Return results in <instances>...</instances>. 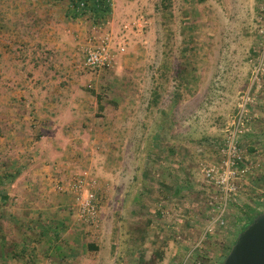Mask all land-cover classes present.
Segmentation results:
<instances>
[{
	"label": "rangeland",
	"instance_id": "374dc122",
	"mask_svg": "<svg viewBox=\"0 0 264 264\" xmlns=\"http://www.w3.org/2000/svg\"><path fill=\"white\" fill-rule=\"evenodd\" d=\"M114 8L113 46L123 37L142 52L86 118L101 142L82 163L98 182L101 219L89 229L65 200L61 247L76 256L64 262L223 264L247 207L264 212V0H115ZM130 24L140 31L132 41L121 32ZM234 136L244 171L222 223L221 192L204 170L225 162ZM57 164L52 175L62 178L86 170Z\"/></svg>",
	"mask_w": 264,
	"mask_h": 264
},
{
	"label": "crops",
	"instance_id": "0c3cea01",
	"mask_svg": "<svg viewBox=\"0 0 264 264\" xmlns=\"http://www.w3.org/2000/svg\"><path fill=\"white\" fill-rule=\"evenodd\" d=\"M72 16L68 0H0V264H65L76 256L74 247H61L64 203L72 202L51 183L52 165L69 173L94 159L101 142L86 118L101 110L100 90L111 94L137 62L132 54L142 52L121 37L126 50L117 52L114 75L84 70L92 33L114 44L115 8L98 24ZM121 32L131 41L140 35Z\"/></svg>",
	"mask_w": 264,
	"mask_h": 264
},
{
	"label": "built area",
	"instance_id": "2783aa9c",
	"mask_svg": "<svg viewBox=\"0 0 264 264\" xmlns=\"http://www.w3.org/2000/svg\"><path fill=\"white\" fill-rule=\"evenodd\" d=\"M71 4L72 0H68ZM112 10L114 0H107ZM72 7V4H71ZM80 10H84V3L80 5ZM91 15V14H89ZM142 29L141 22L136 26ZM133 29L132 25L124 26V31ZM138 30V31H139ZM140 32V31H139ZM88 46L84 50V60L82 68L88 72H101L112 68L116 62L117 52H125V43L118 44L117 51L112 48L109 36L98 37L92 33L89 38ZM112 45V46H111ZM114 47V46H113ZM225 150V151H224ZM224 151L225 162L217 167L204 170L205 176L211 185L217 187L221 192L220 215L217 222L223 223L224 211L228 203L237 195L238 174L243 173V157L239 149L236 137L227 140ZM51 183L57 193L65 195L71 199L72 210L76 214L79 222L89 229H98L101 219L102 200L98 193L97 180L87 172L77 174L72 178H62L59 175H52Z\"/></svg>",
	"mask_w": 264,
	"mask_h": 264
},
{
	"label": "water",
	"instance_id": "95a60500",
	"mask_svg": "<svg viewBox=\"0 0 264 264\" xmlns=\"http://www.w3.org/2000/svg\"><path fill=\"white\" fill-rule=\"evenodd\" d=\"M223 264H264V212L239 234Z\"/></svg>",
	"mask_w": 264,
	"mask_h": 264
},
{
	"label": "trees",
	"instance_id": "16d2710c",
	"mask_svg": "<svg viewBox=\"0 0 264 264\" xmlns=\"http://www.w3.org/2000/svg\"><path fill=\"white\" fill-rule=\"evenodd\" d=\"M82 3H84L86 6L84 10H80L79 8ZM71 4L73 18H80L91 14L89 17L93 22H95V24L106 20V17L112 13V8L107 0H72ZM247 209L248 211L246 213V217H242V219H240L242 221L245 220L241 232L251 225L253 221L261 214L257 213L254 208L247 207ZM86 249L90 251H97L98 247L95 245H88ZM156 257L160 259L163 257V253H156Z\"/></svg>",
	"mask_w": 264,
	"mask_h": 264
}]
</instances>
